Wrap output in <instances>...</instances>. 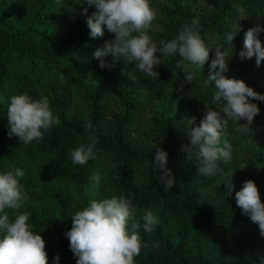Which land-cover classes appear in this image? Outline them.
I'll return each mask as SVG.
<instances>
[{"label": "trees", "instance_id": "trees-1", "mask_svg": "<svg viewBox=\"0 0 264 264\" xmlns=\"http://www.w3.org/2000/svg\"><path fill=\"white\" fill-rule=\"evenodd\" d=\"M85 2L0 0V174L15 173L17 168L24 172L17 179L27 200L19 211L30 214L31 230L45 240L48 264H77L66 237L73 215L93 200L127 197L128 192H135L138 232L148 245L135 264H259L264 236L237 206L235 193L253 180L264 202V137L243 141L234 130L236 123L229 121L221 146L231 144V160L219 162L223 173L199 175L195 155L189 159L182 151L190 145L191 125L185 118L195 117L194 126H199L207 107L221 111L226 102L213 101L216 89L210 82L198 93L177 92L202 82L215 58L214 49L220 46L229 60L224 75L243 80L264 95V63L257 72L255 57L239 56L247 27L264 23V0H208L206 7H195L189 0H149L157 17L148 34L158 48L161 41L175 39L185 24L199 19L200 34L213 50L204 68L194 70L191 83L176 66L178 54L162 57L163 64L154 69L158 79L111 55L105 57L111 67L102 69L93 53L114 34L105 26L103 37H91L86 21L97 9ZM237 4L245 8L243 17ZM229 32L237 33L232 43L226 38ZM23 93L33 99L47 97L60 120L43 139L27 144L8 135L10 99ZM251 102L260 111L249 130L262 129L264 135V101ZM89 135L98 140L95 159L73 164L69 153L88 143ZM158 149L168 154L167 168L176 177L168 192L153 169ZM93 173L100 174L99 184L91 180ZM229 175L234 185L231 196L223 191ZM146 210L158 220L150 233L143 229ZM5 213L14 220L12 209Z\"/></svg>", "mask_w": 264, "mask_h": 264}, {"label": "clouds", "instance_id": "clouds-1", "mask_svg": "<svg viewBox=\"0 0 264 264\" xmlns=\"http://www.w3.org/2000/svg\"><path fill=\"white\" fill-rule=\"evenodd\" d=\"M89 6L97 9L87 18L90 35L93 38L103 37L105 26L114 39L106 41L103 48L93 53V58L100 61V67L110 68L105 63V57L111 55L114 61L121 60L134 63L135 69L146 76L158 79L159 73L154 69L163 64L162 57L176 56L181 58L177 67L182 69L186 81L191 83L196 68H204L209 60V49L201 34L200 21L193 19L191 26L185 24L178 36L170 42H160V47L150 37L149 30L157 17L149 0H86ZM241 17L245 15L242 5H235ZM87 15V8L84 9ZM264 28L257 25L250 28L244 39V50L239 53L241 60L256 58L259 67L264 63V43L259 38ZM237 33L229 32L227 41L232 43ZM206 79L214 84L213 101H225L221 111L207 107V112L199 126L196 118H185L191 125L187 137L190 141L182 151L189 159L193 154L199 164L198 174L212 177L223 173L220 161L225 164L232 158V146L225 142L221 146V137L229 125V121L239 122V132L247 133L249 125L259 114V108L253 100L264 101V95L246 85L243 80L229 79L224 74L228 71L229 60L227 52L220 46L215 49ZM161 53L162 56H157ZM187 62V63H185ZM8 135L15 136L21 143H31L43 139L53 124L59 125L60 120L54 117L50 110L47 97L33 99L29 94L14 95L10 99L7 111ZM247 121L241 124L240 121ZM88 143L81 144L69 153L73 164L85 165L95 159L97 138L89 135ZM168 154L158 149L153 169L158 172L157 181L165 192L176 184V177L167 168ZM24 172L17 168L15 173L0 174V264H48L46 242L40 234L31 230L28 212L21 213L19 209L27 200V194L22 190L17 177ZM229 175L226 185L227 196H231L234 185ZM91 180L99 184L101 176L93 173ZM236 203L243 214L258 225L260 235L264 236V202L256 183L253 180L244 182L240 191L235 193ZM135 192L128 196H113L102 201H91L89 206L72 216V228L66 233L70 249L77 258V264H135V257L142 249L148 247L141 242L138 230L141 225L135 219L137 205L134 203ZM5 209H12L14 220L10 221ZM143 229L151 232L158 223L151 210H146L143 216ZM157 245H153L156 247ZM59 261L60 257H55ZM259 264H264V256L257 258Z\"/></svg>", "mask_w": 264, "mask_h": 264}, {"label": "rangeland", "instance_id": "rangeland-1", "mask_svg": "<svg viewBox=\"0 0 264 264\" xmlns=\"http://www.w3.org/2000/svg\"><path fill=\"white\" fill-rule=\"evenodd\" d=\"M189 2H193L195 7H206L207 4H208V0H189ZM257 25H259L260 27L264 28V23L258 22V23H253V24L249 25L247 27V29L249 30L250 28L256 27ZM149 35H150L152 41L154 42L153 35L152 34H149ZM259 38L262 41V43H264V32L260 33ZM261 67H262V65H260V67H255L256 71L260 72L261 71ZM208 83L209 82L207 81L206 76H205V78L202 80V82L200 84L196 83L192 87H189V86L182 87V88L179 89L177 94L181 95V94L187 93V92H189L190 94L198 93V92H200V90L204 86H208ZM231 122H233V121H231ZM235 123H236V125L234 126V130L237 131L239 127L237 125V122H235ZM262 132H263L262 129H258L257 131L248 130L247 133H242V132L237 131V134L239 135L240 139H243V141H248V142L249 141H256L257 142V141H260L264 137Z\"/></svg>", "mask_w": 264, "mask_h": 264}]
</instances>
